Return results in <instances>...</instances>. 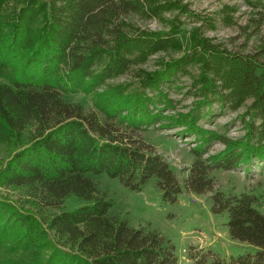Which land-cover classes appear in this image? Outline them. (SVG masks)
Instances as JSON below:
<instances>
[{"label":"trees","instance_id":"trees-1","mask_svg":"<svg viewBox=\"0 0 264 264\" xmlns=\"http://www.w3.org/2000/svg\"><path fill=\"white\" fill-rule=\"evenodd\" d=\"M154 1L34 0L37 11H45L46 25L32 50L27 47V24L34 14H19L9 35H1L0 28V70L12 71L10 76L2 74L7 80L0 81V138L19 136L29 126L35 130L32 144L14 153L0 171V184L25 188L35 206L34 211L20 212L0 202V243L10 242L12 254L50 245L51 253L43 264H177L169 239L155 229L135 228L112 215L113 202L99 193L89 177L105 174L135 192H142L156 178L163 200L176 202L182 187L175 172L138 137L139 131L152 124L196 136L195 159L185 180L190 192L211 191L214 169L232 170L254 160L264 163V43L244 53L202 38L193 46L191 57L172 60L147 75L144 86L159 90L164 107L171 106L172 101L161 95L160 84L173 82L187 66L200 64L202 75L195 82V86L201 84L197 88L200 99L188 113H154L148 107L156 101L143 91L134 95L107 85L108 94L95 97L92 110L64 98L68 93H93L107 79L131 72L135 54L168 45L160 35L131 38L126 33L127 15L159 13ZM255 6V22L260 27L264 1ZM214 102L233 112L246 108L244 137L232 140L198 124L210 114ZM214 140L223 143L224 150L205 157ZM71 195L90 204L42 214L44 229L34 213L61 208ZM211 201L214 214H228L231 238L253 246L255 253L227 262L201 249L200 254L189 253L192 264H264L262 197L218 191ZM13 262L0 264H24Z\"/></svg>","mask_w":264,"mask_h":264},{"label":"rangeland","instance_id":"rangeland-1","mask_svg":"<svg viewBox=\"0 0 264 264\" xmlns=\"http://www.w3.org/2000/svg\"><path fill=\"white\" fill-rule=\"evenodd\" d=\"M33 1L0 0L1 35H9L13 31L22 13L28 12L25 14L27 17L31 13L34 14L27 24L29 30L27 47L31 50L38 43L46 25L45 11H37L38 7L32 4ZM263 1L155 0L159 13L155 16L141 13L127 15L126 33L131 38L144 33L160 35L162 39L168 41V45L155 52H147L140 56L135 54L132 56L135 63L131 72L107 79L106 84L93 93H68L64 94V98L69 102L82 104L87 110H92L93 99L99 95L104 96V93L108 94L105 91L107 85L118 91L134 92V95L138 91H143L148 97L155 99L156 104H150L148 107L154 113L162 115L188 113L194 109L200 99L197 88L201 84L195 86V82L202 75L200 64L193 63L187 66L185 72L178 73L175 81L160 84L161 95H166L172 101L171 106L164 107L159 90L152 91V88L144 86L143 82H146L147 75L159 71L163 65L172 60L191 57L193 46L202 38L232 51L246 53L257 50L264 43V22L260 27L256 25L258 8L255 5H260ZM26 21V18L22 19L23 23ZM11 73L9 68L0 70V81H6L7 78L3 75L10 76ZM140 74L142 77L139 76ZM245 109L243 107L233 112L214 102L209 109L210 114L200 118L198 124L207 130L238 140L244 137L246 132L243 120L245 118L242 117ZM34 131L33 126H29L19 136L5 135L0 138V171L14 153L32 144ZM178 131L179 128L156 123L148 130L142 129L138 133V137L150 147V150L160 155L175 172L182 187V193L177 197L176 202L163 200V193L157 188L156 178H152L143 187L142 192H135L125 188L119 180L105 174H89L99 193L113 202L111 214L126 220L135 228L146 227L159 231L175 246L177 264H192L189 253L200 254L201 249L211 251L227 262L231 258L255 253L253 246L231 238L226 225L228 214H214L211 210V197L218 191L233 194L255 193L262 197L260 211L264 214V163L254 160L251 164L232 170L214 169L210 174L214 181L211 191L203 194L190 192L185 187V180L195 159L192 149L197 144L196 136L184 135ZM224 148L223 143L214 140L209 145L205 157L213 156ZM0 202L8 203L20 212L34 211L35 207L25 188L5 187L2 184H0ZM86 204L90 202L71 195L65 199L61 208L45 209L41 214L34 213V215L45 229L42 214L52 215L62 210L71 211ZM0 227H3L2 222ZM48 234L52 239V232L48 231ZM9 244L11 243L8 241L0 243V261L43 264L51 253L50 245L47 248L42 245L31 250H21L15 255L9 250Z\"/></svg>","mask_w":264,"mask_h":264}]
</instances>
